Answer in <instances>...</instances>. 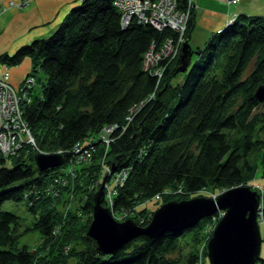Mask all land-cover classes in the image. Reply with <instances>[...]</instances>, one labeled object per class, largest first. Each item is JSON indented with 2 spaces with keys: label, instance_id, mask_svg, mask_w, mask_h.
I'll list each match as a JSON object with an SVG mask.
<instances>
[{
  "label": "trees",
  "instance_id": "obj_1",
  "mask_svg": "<svg viewBox=\"0 0 264 264\" xmlns=\"http://www.w3.org/2000/svg\"><path fill=\"white\" fill-rule=\"evenodd\" d=\"M113 3L80 0L49 37L0 55L7 68L29 58L28 76L44 74L41 93H33L34 86L22 103L23 118L41 153L62 152L61 166L44 172L34 161L39 151L30 146L8 158L0 153V264H201L207 250L199 247L210 239L211 218L181 233L139 236L115 254H99L86 233L101 184L128 170L113 197V216L127 213L123 221L145 227L159 203L217 196L248 187L257 173L264 177V113L255 98L264 86V16L240 14L211 35L192 50L195 61L192 56L184 79L173 86L180 54L160 79L143 71L142 59L152 42L175 33L135 22L122 28ZM177 4L187 8V0ZM194 25L192 11L186 42ZM113 126L109 146L96 143L90 162L75 168V179L56 186V195L48 192L64 174L73 146ZM64 192L72 193V207ZM151 199L153 209L146 204ZM261 200L263 241L264 192ZM6 201L24 202L32 215L26 231L40 234L33 248L19 246L22 219L2 209Z\"/></svg>",
  "mask_w": 264,
  "mask_h": 264
},
{
  "label": "water",
  "instance_id": "obj_2",
  "mask_svg": "<svg viewBox=\"0 0 264 264\" xmlns=\"http://www.w3.org/2000/svg\"><path fill=\"white\" fill-rule=\"evenodd\" d=\"M194 55L188 42L180 50L178 72H185ZM258 102L264 101V86L255 92ZM40 172L58 168L62 158L58 154L39 153L34 157ZM103 185L94 196L92 221L86 239L93 241L97 252L107 256L115 254L124 244L139 236L158 238L166 232L181 233L195 227L201 220L219 212L223 216L216 224L207 243L210 264H257L262 237L257 212L261 196L257 189L246 186L231 188L216 198L194 197L188 201L162 204L145 227L131 220L118 222L109 209L102 206Z\"/></svg>",
  "mask_w": 264,
  "mask_h": 264
},
{
  "label": "built area",
  "instance_id": "obj_3",
  "mask_svg": "<svg viewBox=\"0 0 264 264\" xmlns=\"http://www.w3.org/2000/svg\"><path fill=\"white\" fill-rule=\"evenodd\" d=\"M227 1L229 4H237L239 2V0ZM23 3L27 5L29 2L23 1ZM23 3L22 7L25 6ZM113 4L119 13L122 28H126L132 22H135L140 25H149L157 31L169 29L175 33V37L167 38L159 44L152 42L149 49L143 54V71L160 79L165 68L180 54L181 47L185 41L184 35L193 9V0H187L186 9H179L177 0H114ZM7 6H15L18 8L21 4L8 2ZM163 63L164 65H162ZM34 86L35 79L32 76H27L21 86L15 88L10 83V73L7 69L0 74V153L5 158L16 155L19 150L27 146H32L33 150L39 151L35 145L29 126L23 118L22 111V103L28 102V94ZM115 131L116 126L104 128L96 140L90 139L85 145H74L72 148V159L62 171L64 174L53 179V183L49 186L48 192L58 185L62 187L67 185L68 179L74 177L75 167L90 162L92 155L97 150L95 144L100 142L102 146L107 148L112 141L111 137ZM56 154L61 155L62 152L58 151ZM103 169L106 173L110 174V171L106 167H103ZM113 176L112 180L115 187H119V183L120 187H122L128 177V170H121ZM66 177L67 179H65ZM107 190L109 191L108 199L104 197V200L107 202V204L105 203L107 208H111L110 210L113 216L112 207L115 193L112 191L110 195L111 190ZM54 194L56 195V192ZM155 199L159 200V197ZM262 209L263 203L261 202L257 212V217L260 222ZM221 213L219 212L217 217L216 215H214L215 217L213 216V223L217 219H220ZM123 214L126 216L124 219L127 218L128 214ZM119 216L117 215V219L115 216L113 218L120 222L123 219ZM212 228L210 226L209 230Z\"/></svg>",
  "mask_w": 264,
  "mask_h": 264
},
{
  "label": "crops",
  "instance_id": "obj_4",
  "mask_svg": "<svg viewBox=\"0 0 264 264\" xmlns=\"http://www.w3.org/2000/svg\"><path fill=\"white\" fill-rule=\"evenodd\" d=\"M10 1L24 0H0V55L14 54L34 40L49 37L80 0H26L29 3L20 9L3 10ZM193 9L195 25L188 43L192 50H197L239 14L264 16V0H239L237 4L227 0H193ZM6 69L11 85L19 88L31 73V60L24 58L10 68L0 64V74Z\"/></svg>",
  "mask_w": 264,
  "mask_h": 264
},
{
  "label": "rangeland",
  "instance_id": "obj_5",
  "mask_svg": "<svg viewBox=\"0 0 264 264\" xmlns=\"http://www.w3.org/2000/svg\"><path fill=\"white\" fill-rule=\"evenodd\" d=\"M24 1H26V0H24ZM10 2H14L15 4H21V6L19 7L18 6V8L17 7H15V6H7L8 5V2H6L5 3V5L2 7V9L3 10H5V8L6 9H20V8H22V3H23V1H10ZM24 4V3H23ZM24 5H26V4H24ZM10 7V8H9ZM193 8V7H192ZM1 9V10H2ZM192 11H194V9H192ZM240 15V14H239ZM234 19L232 18L231 19V21L230 22H232ZM230 22H228V23H230ZM184 38H185V36H184ZM186 42V39H185V41H184V43ZM183 43V44H184ZM190 45V44H189ZM182 48V47H181ZM193 51H195V50H193ZM179 56V55H178ZM195 61V56H193V58H192V61H191V64H193V62ZM178 72V71H177ZM184 74L183 73H178V74H175V75H173L172 77H171V79H170V83H171V85H176L177 83H180L183 79H184ZM162 77V76H161ZM160 78V77H159ZM35 79H37V81H36V83H35V85H36V87H35V90L33 91V93H36V95H39L40 93H41V90H42V85H44V83H45V76H44V74L42 73V72H36L35 73ZM260 103H262V105H261V107L259 108V110L258 111H260V112H263L264 113V101L263 102H260ZM32 135V134H31ZM99 136V135H98ZM33 137V136H32ZM35 141V140H34ZM35 145L37 146V144L35 143ZM82 145H85V143H82ZM24 146V145H23ZM29 149H33V148H31V147H29ZM38 153H41V152H38ZM43 154H45V153H43ZM76 167H78V166H76ZM75 167V168H76ZM75 169H74V177H72V178H70V179H68V182L70 181V182H72L74 179H75ZM113 177L114 176H112V179H113ZM65 179H67V177L65 178ZM111 179V181H109L108 183H105L104 184V182H103V189H104V197L105 198H107L108 199V190L107 189H110L111 191H110V195H111V192L112 191H114V193L116 192V188H117V186L115 187V188H113V186H115V184H114V182H113V180ZM58 186H60V185H58ZM60 187H62V186H60ZM109 187V188H108ZM119 187H120V183H119ZM248 187H250V188H255V189H257V191H259V194H260V196H261V198H262V193L264 192V177L262 176V174H260V173H257L256 174V177L251 181V182H249L248 183ZM50 191H52V192H56V194H58V191H57V189H55L54 187H53V189H51ZM49 191V192H50ZM223 193V192H222ZM221 193V194H222ZM55 195V194H54ZM115 195V194H114ZM220 195V194H219ZM218 196V195H217ZM63 197H64V199H69L68 200V204H67V208H69V206L70 207H72L73 206V204H74V202H76L75 200H74V197L72 196V193H69V195L68 194H66L65 192H64V195H63ZM104 198V199H105ZM194 198V197H193ZM206 198H216V196L215 195H213V196H211V197H207L206 196ZM186 201H188V200H186ZM154 201H153V199H151V200H149L146 204H148V206L147 207H152V204L151 203H153ZM261 202H262V200H261ZM107 204V202H105V200H104V204ZM106 204H105V206H103L104 208H106ZM162 204L161 203H159L157 206H155L154 207V209H155V211L161 206ZM2 209L3 210H5V211H9V212H11V213H14L15 215H17V216H19L21 219H22V224H21V227L19 228V232L21 233V236H20V238H19V246L21 247V246H23V245H25V246H28L29 248H33L34 246H36L39 242H40V234L37 232V231H31V230H29V231H26V229H30L31 227H32V222H33V217H32V215L28 212V210H27V207H26V205H25V203L24 202H19V203H14V202H11V201H6V202H4L3 204H2ZM107 209H109V208H107ZM111 209V208H110ZM109 209V210H110ZM152 209H153V207H152ZM111 211V210H110ZM154 211V212H155ZM221 213V212H220ZM218 214V213H217ZM217 214H215L216 215V217L218 216ZM221 217L223 216V212L221 213V215H220ZM119 217H121V219H123L124 220V217H126L124 214H120V216ZM215 217V216H214ZM221 217H220V219H221ZM211 218V220H212V218H213V216L212 217H210ZM258 218V217H257ZM220 219H217V221L215 222V223H213V222H211V226L213 227L211 230H210V234L212 235V232H213V230H214V228H215V226H216V224L218 223V221L220 220ZM123 220L122 221H120V222H123ZM258 220H259V218H258ZM92 221V220H91ZM261 221H262V218H261ZM119 222V221H118ZM261 225H260V222H259V227H260ZM261 234H263V232H261ZM211 237V236H210ZM208 241H209V239H208ZM208 241L207 242H203L201 245H200V247H199V250L201 249V251L204 249V247H205V249L207 248V243H208ZM260 258H262V259H264V239H263V241H262V243H261V247H260ZM203 261V262H202ZM202 261H201V264H210L209 263V261H208V258H207V256H203V258H202Z\"/></svg>",
  "mask_w": 264,
  "mask_h": 264
},
{
  "label": "bare ground",
  "instance_id": "obj_6",
  "mask_svg": "<svg viewBox=\"0 0 264 264\" xmlns=\"http://www.w3.org/2000/svg\"><path fill=\"white\" fill-rule=\"evenodd\" d=\"M30 147H32V146H30ZM33 148V147H32Z\"/></svg>",
  "mask_w": 264,
  "mask_h": 264
}]
</instances>
